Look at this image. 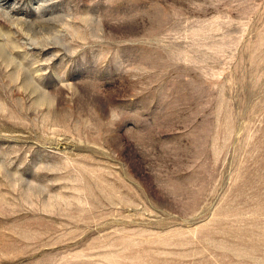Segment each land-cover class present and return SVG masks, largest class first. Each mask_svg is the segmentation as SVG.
<instances>
[{"label":"rangeland","instance_id":"1","mask_svg":"<svg viewBox=\"0 0 264 264\" xmlns=\"http://www.w3.org/2000/svg\"><path fill=\"white\" fill-rule=\"evenodd\" d=\"M0 264H264V0H0Z\"/></svg>","mask_w":264,"mask_h":264}]
</instances>
